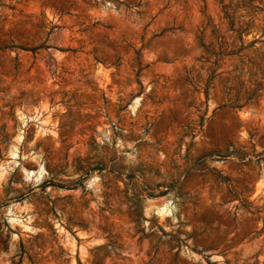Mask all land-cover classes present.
<instances>
[{"label":"rangeland","instance_id":"1","mask_svg":"<svg viewBox=\"0 0 264 264\" xmlns=\"http://www.w3.org/2000/svg\"><path fill=\"white\" fill-rule=\"evenodd\" d=\"M0 264H264V0H0Z\"/></svg>","mask_w":264,"mask_h":264}]
</instances>
